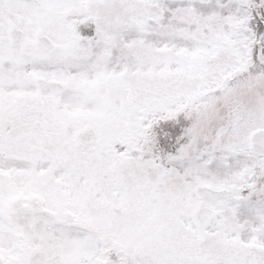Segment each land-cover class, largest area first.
<instances>
[{"label": "snow or ice", "instance_id": "1", "mask_svg": "<svg viewBox=\"0 0 264 264\" xmlns=\"http://www.w3.org/2000/svg\"><path fill=\"white\" fill-rule=\"evenodd\" d=\"M0 264H264V0H0Z\"/></svg>", "mask_w": 264, "mask_h": 264}]
</instances>
